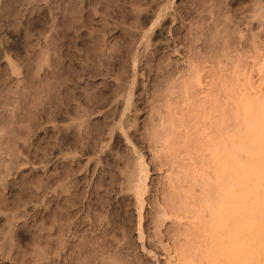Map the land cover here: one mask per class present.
<instances>
[{
    "label": "rangeland",
    "instance_id": "rangeland-1",
    "mask_svg": "<svg viewBox=\"0 0 264 264\" xmlns=\"http://www.w3.org/2000/svg\"><path fill=\"white\" fill-rule=\"evenodd\" d=\"M252 101L264 0H0V264H207L204 182Z\"/></svg>",
    "mask_w": 264,
    "mask_h": 264
},
{
    "label": "bare ground",
    "instance_id": "bare-ground-1",
    "mask_svg": "<svg viewBox=\"0 0 264 264\" xmlns=\"http://www.w3.org/2000/svg\"><path fill=\"white\" fill-rule=\"evenodd\" d=\"M200 1L202 2L204 1V4H206L207 2V0H200ZM168 9L169 8H164L160 11V14L156 18V21L152 24V27L150 28V30L147 31L148 33L143 34L144 39L148 38L149 32L150 31L153 32L156 26L157 27L162 26L163 20L167 16ZM140 12L141 11H139L138 13L140 14ZM148 21L149 20L147 18L143 19V18L138 17V21L136 24H134L133 27L135 29L143 31L142 27L145 24H147ZM163 27L164 26H162V28ZM95 38L97 40L98 36ZM98 41H99V38H98ZM19 49H20L19 46H15L13 47L12 50H14L15 53L18 55ZM44 54L48 55L46 53ZM44 54H43V57H46L44 56ZM61 56L63 57V55H60V57ZM78 58L79 57H77L75 61ZM88 59L91 60L92 57L88 56ZM43 60L48 62L47 60H49V58H43ZM46 62L44 63V61L43 62L41 61V64L44 63L45 65L41 66L40 64L41 69H38L37 70L38 72L39 70H42V67L43 68L47 67ZM48 66L50 68V65ZM15 68H16L15 66H12L13 73L15 72L14 74H17L18 69L17 68L15 69ZM58 70L60 71L59 68ZM88 72H91V71H88ZM93 72L95 74V71ZM89 74L91 75V77L93 76V73H89ZM69 78H67L68 80L65 78L66 82H64V84L69 83ZM62 82H61V85L63 84ZM30 83H33V82H30ZM34 85L36 84L34 83ZM34 85L31 84V88H33V90L35 89ZM52 88L50 86L47 87L48 89L47 94H51V92L54 90V89L52 90ZM40 90L45 91L46 87L45 89L43 87ZM29 91H32V90L30 89ZM41 92L43 93V91H39V94ZM50 96L51 95H49V100L52 98ZM39 100H41V98H39ZM35 101L33 103H36ZM65 101H68V100H65ZM253 102L254 101L250 102L251 104L249 103L246 106L247 119L241 125L243 127L242 130L239 129L240 130L239 132H236L232 135L230 134L228 138L226 137V140L224 137H222L224 139H222L218 143L217 149L215 150L214 156L212 159L215 161H213L212 163L213 165H211L212 167L214 166L213 173H215L216 175L214 174L215 178L214 177L209 178V180L214 179L213 181H215V183L213 185L215 186H213L211 182L208 181V179L206 180L204 179L206 181L204 183L207 188L209 187L211 188V186L207 183L210 182V184L212 185V190H210V188L208 189L209 192L210 191L211 192L210 193L208 192L209 194L207 193L206 197L200 200L199 209L204 210V211L202 210V213L206 211L204 213L205 215L206 213H209L207 218H205L206 216L204 215L202 216L200 211L198 210L200 213L199 215H201V217L199 216V218L200 219L204 218L201 222V224H204L202 225L203 233L201 232L202 237L204 239L203 240L204 247L202 249L203 251H200V252H201L202 258L206 260L207 264H264V107H262L261 105V108L263 110H260L259 109L260 105L259 107L256 108L255 104H257V102H254V103ZM62 103L65 104V102H62ZM47 104L49 103H46V105ZM40 106H42V104H40L39 107ZM43 111H40V112H43ZM225 115L226 113L224 114V117ZM12 125L13 124H11V126L5 125V127L3 125V127L0 128V133L4 131V129L6 131V129L9 127H12ZM31 127L30 126L26 127V129L29 131V134H27L28 136L33 132L32 130H34L33 129L34 127L33 128ZM10 129L11 128H9V131ZM11 132L13 133V135L15 134V137L17 136L15 130ZM212 133L217 134L214 132ZM217 136L220 137L219 135ZM18 139L19 140L23 139L21 138V133H20V136H18ZM219 139H221V137ZM212 140H214L213 137H212ZM26 142L27 140H25V143ZM9 151L12 152L13 150L9 149ZM15 152H17V150L14 151V153ZM141 177L134 176L131 182V187H132L131 190H133L137 194V196L138 195L140 196L141 192L144 191L143 190L144 185H142L144 184L143 178H147L146 175L141 176ZM203 199L204 200L206 199V200L204 201ZM201 203H202V206H201ZM71 216H69L70 220L71 218L73 219V217Z\"/></svg>",
    "mask_w": 264,
    "mask_h": 264
}]
</instances>
